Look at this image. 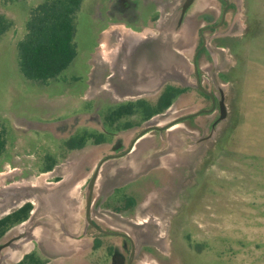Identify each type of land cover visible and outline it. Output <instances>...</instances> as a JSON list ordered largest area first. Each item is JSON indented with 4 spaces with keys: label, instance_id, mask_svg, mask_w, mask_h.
Returning a JSON list of instances; mask_svg holds the SVG:
<instances>
[{
    "label": "rangeland",
    "instance_id": "1",
    "mask_svg": "<svg viewBox=\"0 0 264 264\" xmlns=\"http://www.w3.org/2000/svg\"><path fill=\"white\" fill-rule=\"evenodd\" d=\"M40 1L0 0V13L13 21L0 35V132L5 138L0 219L37 200L28 222L10 226L0 238L4 243L26 235L0 252V264H16L31 249L46 264H102V241H117L123 256L129 249L121 245L123 239L92 228L88 232L95 243L92 239L87 247L85 240H75L85 226L89 177L117 141L126 148L144 127L163 126L210 107L209 98L196 88L192 64L200 44L197 30L206 22L193 14L215 18L219 4L196 0L176 27L181 0H161L157 19L132 32L123 23L108 24L113 18L102 19V0H82L75 17V58L56 79L32 82L19 71L16 43L29 10ZM232 1L235 7L225 25L204 32L207 49L196 61L201 85L216 99L223 94V118L211 128L216 105L211 113L150 130L130 153L99 167L94 205L122 183L125 193L137 195L133 210L115 216L92 204L91 214L98 226L112 225L130 235L133 264H264V0ZM119 34L148 35L138 44L139 54L148 52V66L140 68L138 77L132 76L129 61L123 76L120 58L114 67L117 41H106ZM167 85L183 92L162 112L144 119L139 108L107 119L120 104H154ZM83 133L91 135L84 147L68 149V138ZM100 135L102 143L96 144ZM153 179H158L156 188ZM51 181L61 183L48 185ZM69 198L77 204L67 206ZM59 209L70 212L64 217ZM66 249L72 257L64 256Z\"/></svg>",
    "mask_w": 264,
    "mask_h": 264
},
{
    "label": "trees",
    "instance_id": "2",
    "mask_svg": "<svg viewBox=\"0 0 264 264\" xmlns=\"http://www.w3.org/2000/svg\"><path fill=\"white\" fill-rule=\"evenodd\" d=\"M81 3L82 0H41L29 10L24 24L25 32L16 43L18 68L26 80L47 82L56 79L73 61L77 54L74 41L75 17ZM12 25L13 21L0 13V35L8 31ZM181 92L183 89L167 85L161 90L154 104L147 105L143 101L120 104L107 116V119L114 121L132 114L139 108H143L142 117L147 119L168 108L174 97ZM90 137V134L81 135L80 145H84ZM74 139L67 141L68 146ZM98 141L99 139L96 140ZM4 148L5 138L0 132V156L4 153ZM49 169L50 167L44 171ZM31 206L30 202H26L1 218L0 236L10 226L25 220ZM27 257L31 258L33 264H38L34 254L24 256Z\"/></svg>",
    "mask_w": 264,
    "mask_h": 264
},
{
    "label": "flooded vegetation",
    "instance_id": "3",
    "mask_svg": "<svg viewBox=\"0 0 264 264\" xmlns=\"http://www.w3.org/2000/svg\"><path fill=\"white\" fill-rule=\"evenodd\" d=\"M195 2H196V0H192L189 3V5L186 7L184 13L182 14L181 13L182 6L184 5V3H186V0H181L180 1V4H179L178 9L176 11L177 12V17H176V20H175V26L176 27H179L180 25H182L184 23L185 19L189 15V10H190L191 6H193V4ZM216 2L219 4V11H218L217 17H215V18H213L212 16H209L208 17V13H202V14L201 13H198V14L197 13L196 14L194 13L193 14L194 15V18L193 19H196L198 17H202L203 16V20H205V22H206L205 24H201L198 27L197 35H198V37L200 39V44L197 46V48L195 49V51H194V53L192 55V64H193V72H194V75H195V83H196V78H197L199 80L200 85H201V82H200V79L198 77V72H197V68H196V61H197L198 57L200 56V53L204 49H207V46L205 45L206 40H205L204 32L205 31H208L210 29L215 31V30H218L221 27H223V25H225V22L227 20L226 17L228 15V12L232 8L235 7V5H234V3H233L232 0H216ZM133 3L134 4H137V1L134 0ZM121 5H120V0H117V2H116V0H113V3L111 5V9L109 10L108 15L111 18L115 19V21H120L121 19H124L127 22L128 20H130V18L129 17L127 19L124 18L125 15L127 14V12H126L125 9L128 6L130 7V3H128V6H122L124 8V10L121 7ZM117 11H119L120 13L117 12ZM120 15H123V16L120 17ZM157 15H158V13L155 14V15H152L149 18V22H152L153 23L157 19ZM168 15H170V14H168ZM132 32H135V31H132ZM136 33H138V32H136ZM147 36H148L147 34H144V35H134V36L131 35L130 37L129 36H126V35H123V36H121V35L119 36L118 35V36H115V37H112V38L109 39V42H112V43H114V40L117 41L116 42L117 43V45H116L117 46L116 47V64L114 65V67L118 64V59L120 58L122 60V62L120 64V67L122 66L121 69H123V70H120V75H122V76L124 75V72H125L126 67H123V66L124 65L126 66L127 61H129L130 64H131V66H132L131 67L132 68L131 71L133 73L132 76H134V74H136V77H138L139 76L138 74H140V68L143 69L145 67V64H146V66H148L147 65L148 62H145V59H144V57L147 56L148 52L146 50L143 51L141 54H139V52H138L139 51V48H138L139 45L138 44L140 43V41L143 38H145ZM112 39H113V41H112ZM130 74H131V72H130ZM127 76H129V75H127ZM136 84L138 85L137 82H136ZM204 89L207 90L206 88H204ZM200 92L203 93L202 91H200ZM210 93L212 94V96L210 94H205V93H203V94L206 97L209 98L210 107L213 104V110L212 111H214L216 105H217L218 111H219L218 112V117L210 125L211 128H213L214 125L217 123V121L219 119V116H220V106H219V102L222 99V103H223V94H222V92H219V98L216 99V97L213 95V93L212 92H210ZM211 112H209V113H211ZM143 129L141 131H143ZM152 130H156V129H152ZM141 131H139L137 133V135ZM148 131H150V130H148ZM111 133H113V132H111ZM83 134H86V133H83ZM135 137L130 141L129 145L126 148H124L123 145L120 144L121 143L120 141H117L116 144H115L116 145L115 148L114 149H110V152L108 154L103 155L101 157V159L99 160V163L98 164H100V166H101L102 163L105 162V161H107V160L121 158V157L127 155L128 153H130L132 151V147H133L132 145H133V143L139 138L138 137L136 140H134ZM74 138L75 137L72 136V137H69L68 140L74 139ZM100 143H102V136L101 135H100L99 141L96 142V144H100ZM84 145H80V138L79 139L76 138V139H74V141L72 142V144L70 146H68V149H70L71 151L81 150L84 147ZM45 159H46L45 161H48L49 160V158H47V157ZM96 167H95V169H96ZM94 170H93V172H94ZM93 172L91 173V176L89 177V180L92 177ZM151 182H152L151 183V186L152 187H154V188L158 187V185H159L158 179H153ZM51 183L57 184L58 182L51 181ZM87 184H88V182H87ZM124 184L126 185V183H122L120 185H116V186L112 187L111 193L101 199V201L99 203V206L102 205V208L104 210L109 211L111 214H113L115 216H117L118 213H125V212H128L130 210H133L135 208V206H136L137 195L134 194V192L133 193H128V194H127V192L125 193V191H123V189H122V187L124 186ZM119 193H121V195H119ZM145 193L148 194L149 192H145ZM115 196L116 197L118 196L120 198L119 199H115L116 198ZM29 202L31 203V205H33V203L31 201H29ZM93 202H94V199L92 200V194H91V197H90V208H89V211H88L89 214L87 215L86 192H85V203H84V210H83V218L85 220V226L83 228V231L79 235H77L75 237L76 238L75 240H78V241L85 240L87 242V247H89L91 245L92 239H93V243H95L96 242L95 241L96 239L93 238L91 236V234L88 232V229L89 228H92L96 232L101 233L104 237H109V238H113V239H123L124 241H121L120 242L121 245L123 247L127 246L128 249H129V251H128V253H127L126 256H123L118 251V250H120V248H117L116 247L118 245L117 244V241H112L111 243H108L107 241H102V249H103V254H104L103 255V259H102V264H106V263H108V261H111L112 264H133L132 258L134 256L135 249H134V243L132 241V238L126 232L120 231L118 227H113L112 225L108 226L106 224H102V227L98 226L97 223L95 221H93L92 216H91V214H92V206L94 205ZM99 206H98V204L97 205H94L95 208L96 207H99ZM32 208H33V206H31V209L29 211L31 215H32ZM102 215H106V214L102 212ZM26 219L23 220L20 223L24 224V222L26 221ZM62 228L67 233V229H65L63 226H62ZM4 233L0 236V238L4 235ZM18 236H20V237H18ZM15 237H17V238H15ZM12 238H14V239L11 241L10 245L12 243H14L18 239H26V235L13 236L10 239H8L7 241L11 240ZM7 241H5V242H7ZM0 244H3V243H0ZM121 245H120V247H121ZM8 246H6V247H8ZM97 247H101V243H98V246ZM4 248H2L0 250V252ZM68 250L69 249L64 250V256L67 255V256H71L72 257L73 256V252H70ZM29 254H31V255L34 254V252H33L32 249L30 251L24 253L21 256V258L17 260V263L16 264H33V261L31 260V258H29V257L24 258L25 255H29ZM21 260H23V263H21ZM37 261H38V264H46V263H43V262H39V260H37Z\"/></svg>",
    "mask_w": 264,
    "mask_h": 264
},
{
    "label": "crops",
    "instance_id": "4",
    "mask_svg": "<svg viewBox=\"0 0 264 264\" xmlns=\"http://www.w3.org/2000/svg\"><path fill=\"white\" fill-rule=\"evenodd\" d=\"M137 4H134V0H120V5L122 6H128V3H130V7L126 8V12L127 14L125 15V19H127L128 17L130 18V20H128L127 22L125 21H115L112 20L110 21L108 24H112V23H123L126 27H128L130 30L133 31H140L143 28H147L149 26V18L152 15H155L158 13V6L161 4V0H136ZM117 2V0H116ZM113 3V0H102V18H105L106 21L109 20L108 18H111L108 15L109 10L111 9V5ZM161 6V5H160ZM123 8V7H122ZM124 10V8H123ZM122 11V10H121ZM119 12V11H117ZM120 13V12H119ZM123 15H120V17H122ZM105 21V22H106ZM73 200V201H72ZM76 199H67L68 203L67 206H70V204L73 202H75ZM75 204H77V201L75 202ZM65 211V212H64ZM68 212L67 210H62L59 209L58 213L61 216L67 217L68 216Z\"/></svg>",
    "mask_w": 264,
    "mask_h": 264
},
{
    "label": "water",
    "instance_id": "5",
    "mask_svg": "<svg viewBox=\"0 0 264 264\" xmlns=\"http://www.w3.org/2000/svg\"><path fill=\"white\" fill-rule=\"evenodd\" d=\"M192 0H186V3H184V5L182 6V10H181V13L183 14L186 7L189 5V3L191 2ZM196 88L200 91H202L203 93L205 94H210L212 96V94L205 90L199 83V80L196 78ZM219 106H220V116H219V119H222L223 118V115H224V105L222 103V99L220 100L219 102ZM213 110V104L211 105L210 108H207V109H200L198 111H195L193 113H189V114H186V115H183V116H180L176 119H174L173 121L167 123L166 125H163V126H157V125H150V126H147L143 129V131H141L136 137L134 140H136L138 137H140L141 135H143L144 133H146L148 130H152V129H156V130H159V131H162L164 129H167L175 124H177L179 121H182L184 119H187V118H190V117H194V116H197L201 113H209ZM99 166L100 164L97 165L96 169L94 170L93 174H92V177L90 178V180L88 181V184H87V188H86V204H87V215L89 214L88 211H89V208H90V197H91V194H92V189H93V186H94V183H95V180L97 178V175H98V170H99ZM88 217V216H87ZM20 237V236H18ZM17 238V237H15ZM14 238H12L11 240L7 241V242H4L3 244H0V250L8 245H10L11 241L13 240Z\"/></svg>",
    "mask_w": 264,
    "mask_h": 264
},
{
    "label": "bare ground",
    "instance_id": "6",
    "mask_svg": "<svg viewBox=\"0 0 264 264\" xmlns=\"http://www.w3.org/2000/svg\"><path fill=\"white\" fill-rule=\"evenodd\" d=\"M110 30H111V29H110ZM116 30H117V29H116ZM117 31H118V30H117ZM117 34H118V32H117ZM105 35H106V34H105ZM119 35H120V34H119ZM127 38H128V37H127ZM130 40H131V39H130ZM108 42H109V40L106 41V43H108ZM132 45H133V44H132ZM127 46H128V45H127ZM116 47H117V46H116ZM115 49H116V48H115ZM105 51H106V50H105ZM50 183H51V182H49L48 185H49ZM59 183H61V182H58L57 184H59ZM52 184H54V186H57V184H55V183H52ZM44 185H45V186H48L47 184H44ZM34 186H35V185H34ZM37 186L40 187L39 185H37ZM24 187H25V186H24ZM50 187H52V186H50ZM29 201H31V202H36L37 200H35V199L33 200V199H32V200H29ZM33 213H34V211H32V214H33ZM26 222H28V220H26ZM26 222H24V224H22V226L25 225Z\"/></svg>",
    "mask_w": 264,
    "mask_h": 264
}]
</instances>
